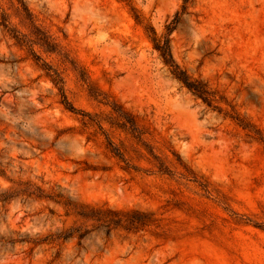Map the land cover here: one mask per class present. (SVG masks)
I'll return each mask as SVG.
<instances>
[{"label":"rangeland","instance_id":"1","mask_svg":"<svg viewBox=\"0 0 264 264\" xmlns=\"http://www.w3.org/2000/svg\"><path fill=\"white\" fill-rule=\"evenodd\" d=\"M0 264H264V0H0Z\"/></svg>","mask_w":264,"mask_h":264},{"label":"trees","instance_id":"2","mask_svg":"<svg viewBox=\"0 0 264 264\" xmlns=\"http://www.w3.org/2000/svg\"><path fill=\"white\" fill-rule=\"evenodd\" d=\"M184 81H185V80H184ZM185 83H187V85H189V87L192 88V85H191L189 82H186V81H185Z\"/></svg>","mask_w":264,"mask_h":264}]
</instances>
